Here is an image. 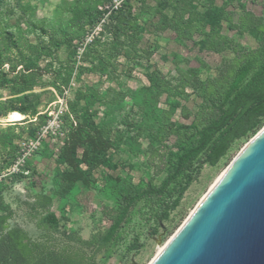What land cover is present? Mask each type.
I'll return each mask as SVG.
<instances>
[{"label":"trees","instance_id":"1","mask_svg":"<svg viewBox=\"0 0 264 264\" xmlns=\"http://www.w3.org/2000/svg\"><path fill=\"white\" fill-rule=\"evenodd\" d=\"M3 1L0 0V5ZM13 1L16 4L7 7V14H16L19 9L21 14L27 15L26 25L47 37L33 43L27 39L23 41L22 37L16 38L12 31H2L6 45L0 49V74L6 63H10V71L15 73L11 78L7 74L0 78V86L10 83L11 87V97L0 99V117L14 110L37 116L36 121L29 122L30 136H35L45 123V116L38 111V94L33 92L36 86L43 85L39 59L52 55L63 45L70 48L72 53L68 61L60 63L57 71L58 75H63V81L69 83L74 77L75 39L88 26L105 17V30L112 35L111 40L102 43L96 38L86 47L81 60L90 62L91 66H79L78 80L83 71L102 75L116 73L112 59L123 51L122 38L141 40L148 31V22L155 31L164 28L173 31L181 46L191 41L199 52L218 54L231 48L232 56L220 63L215 75L206 78H201L195 71L189 76L180 69L175 80L157 68L145 71L148 93L139 105L144 120L139 124L127 123L136 128V139L149 133L156 143L151 144L150 161L155 175L161 171L164 174L159 180L152 176L146 183L134 182L120 172H109L120 167L114 159L113 149L124 142V132L105 121L98 122L96 118L99 107L107 109L116 100L108 98L109 90L99 91L97 84H80L73 98L67 100V109L61 117L65 138L54 156L57 188L48 192L41 187L29 204L34 211L36 228L44 233L43 239L35 240L24 227L10 223L14 212L2 206L3 193L8 187L2 183L0 264H100L98 255L111 254L136 208L140 207L149 215L153 221L152 233L156 234L179 206L205 164L217 165L237 143L248 141L264 127V41L255 47L241 43L229 45V30L256 38L264 36V12L258 15L249 10L245 0H222L221 3L218 0H135L138 12L131 0L122 1L115 8L114 0H62L54 8L59 19L50 27L46 26V20H36V6L28 12L26 4ZM107 1L111 3L110 8H104ZM63 6L68 14L64 17L65 23L61 22ZM21 23L17 24L19 30ZM153 53L150 50L147 56ZM19 64L22 68L16 72ZM121 96L125 101L124 92ZM162 96H165L168 108L158 107ZM193 96L199 99L195 110L186 104ZM177 113L184 121L175 119ZM18 126L10 125L0 136V145L5 149H17L15 140L25 129ZM17 128L21 131L16 132ZM15 161L16 155L9 154L0 169L9 168ZM100 167L105 169L102 178L116 205L104 210L111 218L110 224L85 239L63 226L78 203L79 185L81 190L98 186L95 171ZM23 177L24 173L16 172L6 179L13 184ZM55 199L59 201L57 208H53ZM54 235H59L67 244L56 246ZM141 246L135 241L130 250Z\"/></svg>","mask_w":264,"mask_h":264},{"label":"rangeland","instance_id":"2","mask_svg":"<svg viewBox=\"0 0 264 264\" xmlns=\"http://www.w3.org/2000/svg\"><path fill=\"white\" fill-rule=\"evenodd\" d=\"M22 4L27 5V10L37 7V21L46 20L45 24L50 27L59 19L55 14V6L62 0H19ZM70 1V0H68ZM125 1V0H120ZM119 2V1H118ZM134 4L135 11H139L138 3L131 0ZM219 3L222 0H218ZM247 8L254 13L261 15L264 12V0H245ZM16 4L13 0H4L0 5V49L5 47L6 40L2 31L4 29L12 31L16 38L22 37L24 40H29L36 43L39 38L47 39L42 32L36 28L28 27L25 23L27 15L21 14L19 9L16 14H7V7L11 4ZM116 4V3H115ZM118 4V3H117ZM111 3L107 1L104 8H110ZM233 9V7H232ZM61 22L65 23L64 17L68 14L65 6L62 8ZM21 23V30L17 24ZM107 17L95 23L93 26H88L85 32L75 39V44L87 42V38H96L100 42H109L112 35L105 30ZM139 41H133L131 38L123 37L125 45L120 55L112 59L114 67L117 68L116 73L107 72L102 75L94 71H83L78 80L79 66L83 65L90 67V62H83L75 53L73 59L74 77L69 83L63 81V75H58L60 63H66L72 50L66 45L58 48L50 56H43L39 59L41 70L39 71L43 85L36 86L33 92L38 94V111L39 114L45 116V123L40 131L35 136H30L28 133L29 122L36 121L37 116L25 115L23 123L20 127H25L20 138L15 140L17 149L10 150L0 145V165L8 158L9 154L16 155V161L7 169H0V189L2 183L7 185V189L3 193L2 206L9 207L13 210V216L10 219L12 225L18 224L24 227L35 239H43L44 233L36 228L34 224V211L30 207V203L34 200V195L44 186L48 192H53L57 188V179L55 177L56 164L54 156L59 151L65 138L61 117L67 109V100L74 96V91L80 84L94 85L97 84L99 91H108V98L116 100L115 103L109 104L107 109L104 107L98 108V122H107L112 124L114 129L124 132V142L113 149L115 161L120 164L118 170H110L112 174L119 172L130 177L134 182L146 183L152 176L155 180H159L164 172L161 171L155 175V169L150 161V150L153 140L149 133L136 139V128L128 125L127 122L139 124L144 120L140 103L147 95L145 89L149 86V81L145 75L147 69L157 68L167 77L175 80L178 76V70H183L187 75H191L193 71L197 72L201 78L213 76L217 72V67L224 60L232 56L231 48L222 54L204 51L199 52L196 46L191 41H188L185 46L178 44L176 34L168 28L160 31H155L150 27ZM232 47L236 43H241L246 46L255 47L264 41V36L258 38L250 34L240 35L236 31H228ZM91 43V42H90ZM87 42L86 47L90 44ZM153 50L152 56L148 57L147 52ZM13 53V52H12ZM15 57V53L12 54ZM52 64V66H49ZM22 68L19 64L16 72ZM10 63H6L2 67L0 78L5 74L9 78L13 76L10 71ZM76 74V75H75ZM111 88V89H109ZM125 93V101H122L121 93ZM10 83L0 86V99L11 97ZM180 103V101H178ZM199 99L195 96L191 97L186 104L193 110ZM159 108H168L165 103V96L158 102ZM6 116L0 117V136L10 125L6 122ZM176 120L184 121L177 113ZM17 128L16 132L21 130ZM254 137V136H253ZM248 141L237 143L231 150L230 154L222 159L217 165L210 166L205 164L201 172L196 176L190 187L184 194L179 206L171 212L170 217L162 223L156 234L152 233L153 221L149 219V215L145 214L140 207L136 208L129 220L123 228L122 237L118 245L113 249L108 256L98 255L100 264H151L155 257L159 254L173 235L179 230L184 222L189 218L193 211L199 206L203 198L208 194L219 177L228 169L231 163L235 160L241 150ZM21 162L20 169L14 171L25 174L21 181L10 184V180L6 178L9 169L13 168L18 162ZM33 168L36 170L33 172ZM105 171L103 167L98 168L95 173L99 178L97 187L90 189H77L78 203L74 209L69 212V221L64 224V229L68 231H76L83 238L87 239L90 235L99 230L106 228L111 218L104 213L106 208L114 207L116 201L113 195L105 187V181L102 174ZM58 199H55L53 208H57ZM53 243L62 247L67 243L59 236L54 235ZM138 241L142 244L139 249L130 250V246Z\"/></svg>","mask_w":264,"mask_h":264},{"label":"water","instance_id":"3","mask_svg":"<svg viewBox=\"0 0 264 264\" xmlns=\"http://www.w3.org/2000/svg\"><path fill=\"white\" fill-rule=\"evenodd\" d=\"M151 264H264V127Z\"/></svg>","mask_w":264,"mask_h":264},{"label":"built area","instance_id":"4","mask_svg":"<svg viewBox=\"0 0 264 264\" xmlns=\"http://www.w3.org/2000/svg\"><path fill=\"white\" fill-rule=\"evenodd\" d=\"M121 2H120V0H114L113 1L114 8L119 6L121 4ZM93 37L94 36L92 34V37H90V38L88 37L86 41L89 42V43L92 42L93 41ZM87 42H81V43H79V45L77 44V54H78L79 59H81V56H82L83 52L86 49ZM24 119H25V115H23L21 112H19L17 110H14V111H11L8 114V117L6 118V120H7L6 122H8L11 125L21 124V123H23ZM1 120L2 119H0V121ZM20 164H21V162L19 161L13 168L9 169L8 174L15 173L14 171L19 170L20 169V166H19Z\"/></svg>","mask_w":264,"mask_h":264},{"label":"bare ground","instance_id":"5","mask_svg":"<svg viewBox=\"0 0 264 264\" xmlns=\"http://www.w3.org/2000/svg\"><path fill=\"white\" fill-rule=\"evenodd\" d=\"M224 173H225V172H224ZM224 173H223V174H224ZM223 174L219 177V179L216 181V183L221 179V177L223 176ZM216 183L213 185V187L216 185ZM213 187H212V188H213ZM208 193H209V192H208ZM206 196H207V195H206ZM206 196H205V197H206ZM205 197H204V198H205ZM204 198H203V200H204ZM203 200H202V201H203ZM202 201H201V202H202ZM163 248H164V247H163ZM163 248H162V249H163ZM162 249H160V251H161Z\"/></svg>","mask_w":264,"mask_h":264}]
</instances>
